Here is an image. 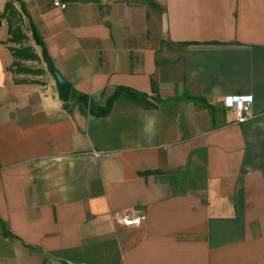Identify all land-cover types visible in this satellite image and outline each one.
<instances>
[{
	"label": "crops",
	"instance_id": "0c3cea01",
	"mask_svg": "<svg viewBox=\"0 0 264 264\" xmlns=\"http://www.w3.org/2000/svg\"><path fill=\"white\" fill-rule=\"evenodd\" d=\"M7 1L25 38L0 19V264H264V0ZM19 44L95 102L150 105L60 102L13 80ZM240 93L237 124L220 100Z\"/></svg>",
	"mask_w": 264,
	"mask_h": 264
},
{
	"label": "trees",
	"instance_id": "16d2710c",
	"mask_svg": "<svg viewBox=\"0 0 264 264\" xmlns=\"http://www.w3.org/2000/svg\"><path fill=\"white\" fill-rule=\"evenodd\" d=\"M17 1V0H16ZM62 2H68V1H77V0H60ZM150 6L156 7L155 3L152 0H145ZM15 17L17 18V21H19V12L14 8L11 1L5 2L3 6L2 12H0V19L4 17ZM28 29L31 33V37L34 40V42L39 45L42 48L43 54L44 47L42 46L41 40L39 39L33 25L29 24ZM19 27H14L11 29L10 24L8 23L7 33L9 35L8 41H14V39L18 36L19 38H25V35L19 32ZM8 49L11 51L12 56L14 57H24L28 60H35L38 59L36 54H34L30 47L24 46L22 48H13L8 47ZM25 52H28L26 55ZM69 97L73 99L75 102H81L86 105L87 111L90 115L96 116V117H103L107 115V113L110 111L113 103L118 98H122L126 101L135 102L140 105L148 106L150 103L148 102L147 95L141 92H137L133 89H130L128 87L124 86H117L114 88L112 93L107 96L103 103H98L93 100H91L87 95L78 93L75 90H70ZM2 235L4 237L10 236V234L6 231L5 228H2Z\"/></svg>",
	"mask_w": 264,
	"mask_h": 264
},
{
	"label": "built area",
	"instance_id": "2783aa9c",
	"mask_svg": "<svg viewBox=\"0 0 264 264\" xmlns=\"http://www.w3.org/2000/svg\"><path fill=\"white\" fill-rule=\"evenodd\" d=\"M52 4L60 9L65 7V3L60 0H52ZM220 101L225 109L232 112L233 120L237 124L244 123L254 116L251 110L252 96L250 94H226ZM92 154L96 156L98 152L92 151ZM112 218L122 226H137L144 216L134 212H117Z\"/></svg>",
	"mask_w": 264,
	"mask_h": 264
},
{
	"label": "rangeland",
	"instance_id": "374dc122",
	"mask_svg": "<svg viewBox=\"0 0 264 264\" xmlns=\"http://www.w3.org/2000/svg\"><path fill=\"white\" fill-rule=\"evenodd\" d=\"M10 27H19V32H23L19 22L17 21V18L14 19H8ZM13 24V26L11 25ZM24 47L22 44H19L18 47H13V48H22ZM11 52V51H10ZM27 55L28 52H25ZM12 55V54H11ZM24 57H14L12 56L13 60L10 63L9 69L12 75H21L23 76V79H18V78H13L15 81H23V82H36L39 83L40 85H47L48 80H50L49 75L46 73L45 65L42 61H37V62H29V63H24L22 60H28ZM32 61V60H31ZM42 68V69H40Z\"/></svg>",
	"mask_w": 264,
	"mask_h": 264
},
{
	"label": "water",
	"instance_id": "95a60500",
	"mask_svg": "<svg viewBox=\"0 0 264 264\" xmlns=\"http://www.w3.org/2000/svg\"><path fill=\"white\" fill-rule=\"evenodd\" d=\"M43 62L45 64V71L53 81L57 98L60 102H66L70 94V83L65 80L60 73L52 66L50 60L44 56ZM55 264H71L63 260H55Z\"/></svg>",
	"mask_w": 264,
	"mask_h": 264
}]
</instances>
